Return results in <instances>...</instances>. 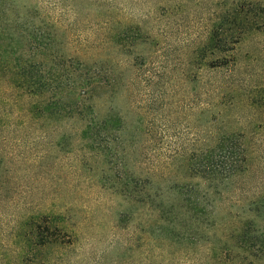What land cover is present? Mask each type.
I'll return each instance as SVG.
<instances>
[{"label":"rangeland","instance_id":"1","mask_svg":"<svg viewBox=\"0 0 264 264\" xmlns=\"http://www.w3.org/2000/svg\"><path fill=\"white\" fill-rule=\"evenodd\" d=\"M76 58L113 69L121 126L68 115ZM225 134L245 169L190 174ZM243 228L264 234V0H0V264H237Z\"/></svg>","mask_w":264,"mask_h":264},{"label":"trees","instance_id":"2","mask_svg":"<svg viewBox=\"0 0 264 264\" xmlns=\"http://www.w3.org/2000/svg\"><path fill=\"white\" fill-rule=\"evenodd\" d=\"M75 64L76 67L69 73L68 115L73 119L84 121L85 133L92 134L96 131L121 126L116 118L111 123L108 119L98 117L101 90L104 86L112 87L116 81L113 69L109 67L102 71V66L98 65L97 59L85 61L76 58ZM231 137L233 135H220L215 141V146L190 152L188 159L186 158L190 174L222 185L231 177L241 173L246 166L247 153L242 142H233ZM57 234L59 235V232ZM236 238L238 239L237 250L242 255L237 258V264H246L249 257L264 260V234H252L251 231L243 228ZM45 244L44 241L41 243V245Z\"/></svg>","mask_w":264,"mask_h":264}]
</instances>
